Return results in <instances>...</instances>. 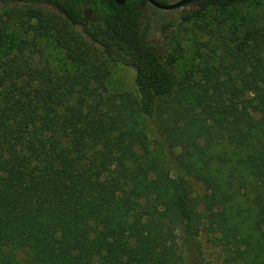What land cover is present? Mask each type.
<instances>
[{"label":"trees","instance_id":"trees-1","mask_svg":"<svg viewBox=\"0 0 264 264\" xmlns=\"http://www.w3.org/2000/svg\"><path fill=\"white\" fill-rule=\"evenodd\" d=\"M236 1L181 15L213 5L226 34L180 76L147 0H0L75 66L34 63L29 39L0 52V264H264V23ZM93 47L135 95L106 92Z\"/></svg>","mask_w":264,"mask_h":264},{"label":"rangeland","instance_id":"rangeland-1","mask_svg":"<svg viewBox=\"0 0 264 264\" xmlns=\"http://www.w3.org/2000/svg\"><path fill=\"white\" fill-rule=\"evenodd\" d=\"M175 1L177 0H166V3ZM198 6L199 3L195 1L176 9H158L165 22H170L172 25L167 30V50L171 56V62L180 76L186 73L192 66L199 64V50L205 48L202 46L204 45L203 42H207L212 38H218L213 41L216 44H220L219 38L224 33L226 34V18L222 19L221 11L213 5L206 7L195 18L188 21L181 19L182 14ZM19 8L20 10L15 12L14 6L0 4V52L9 50L13 52L17 42L21 38L34 40L36 44V48H34V63L39 65L47 64L53 70L60 73L73 70L75 66L70 62L66 55V50L60 42L51 36L34 37L35 32L33 30L25 32L23 28L18 26L20 15L26 11L25 6H19ZM232 11L238 12L240 14L238 20L241 21L239 18H242L245 20L246 25L264 23V0L233 2L229 6L228 13ZM219 19L222 21L219 22ZM32 22H36V20L33 19ZM235 22L238 23V21ZM212 29L216 32L214 36H212ZM78 42L84 45L83 42L79 40ZM93 49L95 56L104 63L107 70L105 79L106 92H131L135 95L133 68L119 61L110 60L101 50L95 47ZM217 49L221 50L222 46L218 45ZM189 184L193 194H200L202 192L200 183L193 178L189 177ZM205 256L207 259H211L208 251Z\"/></svg>","mask_w":264,"mask_h":264},{"label":"water","instance_id":"water-1","mask_svg":"<svg viewBox=\"0 0 264 264\" xmlns=\"http://www.w3.org/2000/svg\"><path fill=\"white\" fill-rule=\"evenodd\" d=\"M125 1L126 0H116L118 4H123ZM147 1L156 8L170 10V9L179 8L181 6H184L186 4H189V3H192L198 0H177L171 3H160L156 0H147ZM203 1H217V0H203Z\"/></svg>","mask_w":264,"mask_h":264}]
</instances>
